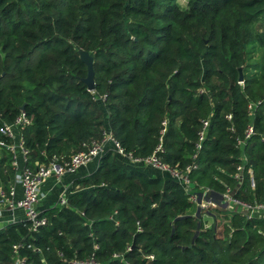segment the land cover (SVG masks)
Here are the masks:
<instances>
[{
	"label": "trees",
	"instance_id": "16d2710c",
	"mask_svg": "<svg viewBox=\"0 0 264 264\" xmlns=\"http://www.w3.org/2000/svg\"><path fill=\"white\" fill-rule=\"evenodd\" d=\"M21 113L26 166L60 162L105 130L134 156L161 138L166 163L195 155L190 175L216 198L241 180L236 197L264 202V0H0V141ZM12 155L0 145L6 182ZM192 205L174 179L106 150L66 205L41 212L46 225L0 229V264H13L16 242L32 245L18 251L29 264H264L263 217L217 209L228 223L204 228Z\"/></svg>",
	"mask_w": 264,
	"mask_h": 264
},
{
	"label": "built area",
	"instance_id": "2783aa9c",
	"mask_svg": "<svg viewBox=\"0 0 264 264\" xmlns=\"http://www.w3.org/2000/svg\"><path fill=\"white\" fill-rule=\"evenodd\" d=\"M99 100H104L105 95L98 97ZM227 118H230L228 115ZM29 123V120L26 119L23 113H21L13 123H5L1 128V133L11 139L10 143H5L0 141V145L5 146L10 152H12V166L13 169H17V163L15 160L16 150H19L24 157V163L27 159L28 150L23 144V139L19 135L17 144L14 143V128L18 126L25 125ZM208 122L204 121L202 129L200 131V140L203 138L205 129ZM164 128L161 133L165 131L166 121L162 122ZM252 128L249 127L246 137L250 135ZM106 144H111L114 153L123 158L129 166H133L140 169L145 168H154L161 174L167 175L170 178L177 181L184 189L188 196V200L200 208L202 211L199 216L203 222L204 228H209L213 223L212 214L208 212L209 206L215 207V203L211 199V190L210 188H201L197 185L196 181L191 177V171L196 167L194 163L195 155H192V161L186 164L185 166L170 165L166 163L162 157L161 153L164 152L162 146L161 138L159 143L156 145L152 153L146 156H134L129 152H126L120 143L112 136V134L105 130L104 136L100 140H93L88 145L86 150H81L76 153L71 154L69 157L62 159L60 162L57 157H52L47 163L37 164L35 168L30 166H24L19 171V183L22 187V196L18 199L14 198L15 195V186L9 185L7 189L0 188V205L4 207L12 208H21L24 211V221L28 222L29 231L35 232L41 226H44L48 223L46 216L41 215V212L35 206L40 200V186L50 176L56 178L62 177L66 173H75L80 167H83L95 159H99L101 155L106 151ZM239 169L241 167H238ZM241 174L238 173L237 177ZM199 187V188H198ZM199 191H197V190ZM220 204L229 211H238L244 213L247 218H251L255 215L264 218V202L255 201V202H246L234 195H232V190L226 188L220 195ZM60 205H66V200H62ZM27 248L32 247L31 244H24L23 242H16L12 244L13 252V264H29L25 258L19 256V249L23 246ZM97 248V246H95ZM34 250L39 252V249L33 247ZM130 247H127L129 250ZM59 256H62L59 253ZM119 254H113L112 258H121ZM147 258L152 259V255H148ZM66 264H99L93 255L85 258H72L66 261Z\"/></svg>",
	"mask_w": 264,
	"mask_h": 264
},
{
	"label": "crops",
	"instance_id": "0c3cea01",
	"mask_svg": "<svg viewBox=\"0 0 264 264\" xmlns=\"http://www.w3.org/2000/svg\"><path fill=\"white\" fill-rule=\"evenodd\" d=\"M14 143L17 144L19 139V132L17 128H14ZM112 149L111 144H106L105 150ZM15 160L17 163V169L14 172V176L11 180L8 179L6 182L5 179L0 174V188H4L7 185L15 186V195L14 198L18 199L22 196V187L19 183V171L24 166V157L20 153L19 150H16ZM98 166V159L90 162L89 164L80 167L75 173H66L60 178H56L54 176H50L44 180V182L40 186V200L35 205L40 212H43L46 209H49L55 205H60L62 200H66L69 194L71 193L73 181L77 178L84 177L92 173ZM146 171L150 175H157L160 172L155 170L154 168H145ZM212 201L216 204L215 207L209 206L208 212L210 214L217 215L219 211L215 212L217 209H223L224 207L220 204V198H216L211 194ZM225 209V208H224ZM202 210L198 208L196 205H192V207L188 210V213L192 215L200 214ZM213 217V216H212ZM25 218L24 211L21 208H8L0 205V229L5 227L6 225L14 222L23 221Z\"/></svg>",
	"mask_w": 264,
	"mask_h": 264
},
{
	"label": "water",
	"instance_id": "95a60500",
	"mask_svg": "<svg viewBox=\"0 0 264 264\" xmlns=\"http://www.w3.org/2000/svg\"><path fill=\"white\" fill-rule=\"evenodd\" d=\"M79 58L80 60L85 64L86 66V76L82 78V82L87 86V89L89 91L94 90V69H93V57L92 55L85 51V50H80L79 51ZM240 71V76H239V81H242V75H241V67L239 68ZM24 106H21L20 109L22 110ZM241 174V172H240ZM241 180L238 181L236 186L232 189V195H236V191L238 190L240 186Z\"/></svg>",
	"mask_w": 264,
	"mask_h": 264
},
{
	"label": "rangeland",
	"instance_id": "374dc122",
	"mask_svg": "<svg viewBox=\"0 0 264 264\" xmlns=\"http://www.w3.org/2000/svg\"><path fill=\"white\" fill-rule=\"evenodd\" d=\"M178 1H179V3H180L181 6L185 7V5L187 3V0H178ZM201 188H206V187L201 186ZM197 191H199V190H197ZM217 211L218 210H215V212H217ZM217 213H218L217 215H215V213L212 214L213 221H215L218 225H223L224 223H228L227 220L223 218V214L222 213H220V212H217Z\"/></svg>",
	"mask_w": 264,
	"mask_h": 264
}]
</instances>
